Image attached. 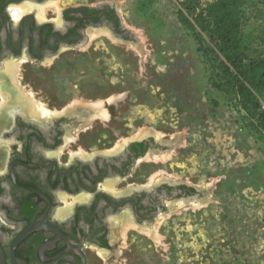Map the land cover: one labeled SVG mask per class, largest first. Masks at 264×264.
Returning <instances> with one entry per match:
<instances>
[{"label":"rangeland","instance_id":"1","mask_svg":"<svg viewBox=\"0 0 264 264\" xmlns=\"http://www.w3.org/2000/svg\"><path fill=\"white\" fill-rule=\"evenodd\" d=\"M80 1L86 0L54 5ZM110 1L133 38L96 36L55 63L28 71L21 65L20 75L36 81L38 102L50 108L62 109L75 98L105 102L109 118L80 128L75 122L73 140L83 147L117 146L125 137L156 132L161 139L179 137L171 149L154 152L170 153L166 161L155 163L148 158L154 153L148 154L137 169L149 170L150 182L180 178L208 192L161 214L154 226L159 238L134 224L123 235L121 227V246L93 264H264V127L240 111L232 92L217 89L220 59L199 41L211 43L208 35L198 29L199 38L179 16L185 4L209 0ZM244 9L246 52L253 57L264 52V0H247ZM258 95L264 107V90Z\"/></svg>","mask_w":264,"mask_h":264},{"label":"flooded vegetation","instance_id":"2","mask_svg":"<svg viewBox=\"0 0 264 264\" xmlns=\"http://www.w3.org/2000/svg\"><path fill=\"white\" fill-rule=\"evenodd\" d=\"M58 1L0 0V77L11 64L16 89L25 91L19 104L3 105L0 96V264H93L121 246V227L123 235L130 224L151 232L161 214L206 194L180 178L150 182V171L137 169L148 154L166 152L160 142L169 138L145 134L119 147H83L72 135L87 123L77 114L32 111L42 91L20 75L21 65L55 63L66 50L86 48L94 30L133 38L110 0L57 9Z\"/></svg>","mask_w":264,"mask_h":264},{"label":"trees","instance_id":"3","mask_svg":"<svg viewBox=\"0 0 264 264\" xmlns=\"http://www.w3.org/2000/svg\"><path fill=\"white\" fill-rule=\"evenodd\" d=\"M246 1L209 0L204 6L185 4L184 9L192 16L184 9L179 10V16L199 38V31L208 35L211 43L207 44L201 38L199 41L203 51H211L220 59L221 70L214 83L217 89L232 92L240 111L264 127V107L258 95L264 90V52L260 50L253 57L246 52Z\"/></svg>","mask_w":264,"mask_h":264},{"label":"bare ground","instance_id":"4","mask_svg":"<svg viewBox=\"0 0 264 264\" xmlns=\"http://www.w3.org/2000/svg\"><path fill=\"white\" fill-rule=\"evenodd\" d=\"M44 11L45 10H43V12H42V16H43V14H45ZM101 35H110V34L106 30H96V31L94 30L91 33V38H95L96 36H101ZM17 68H18V66H17ZM15 71H17L15 67H12L11 64H7L4 75L0 77V79H3L2 81H5L4 84H0V96H1L2 101L4 102L3 105H5L7 99L14 101L13 103L18 102V104H19V102L23 101L22 99L25 98V91H23L21 88L19 90L16 89V88L20 87V79H17V76H13ZM29 94L31 95V93H29ZM114 98H115V95L110 96L108 98V100L112 101V100H114ZM2 101H1V103H2ZM10 105H11V103H10ZM104 105H105V102L103 100L85 101L82 99L75 98L72 102H70L68 104V106L63 107L62 109H56L55 108L54 110H49L45 104H42L41 102H38V101L34 102V105H32L31 109H32V111H33V109L36 111L35 113H37V116H38V114L43 115V116H47V115H51V114L57 115V114L65 113V112H71L73 114H77L79 116V118H81L80 120L82 122H86V121H89V120H92L95 118H102V119L109 118L110 113ZM1 106H0V110H1ZM141 134H142V132H141ZM155 134H156L157 138L162 137V134L160 132H156ZM138 135H140V133ZM67 136H68L67 137L68 140L72 137L70 134H68ZM122 143L118 144L116 147L121 146ZM169 157H170V153H161V154L157 153V154H154L152 157H148V158H150L151 161H153L155 163H159V162L166 161ZM182 204H183V202L181 201L179 203V205H182ZM153 232L155 233L156 236L159 235L157 227L154 228ZM158 238H159V236H158Z\"/></svg>","mask_w":264,"mask_h":264},{"label":"water","instance_id":"5","mask_svg":"<svg viewBox=\"0 0 264 264\" xmlns=\"http://www.w3.org/2000/svg\"><path fill=\"white\" fill-rule=\"evenodd\" d=\"M130 30V32H131V34H132V36L134 37L135 36V33L133 32V30H131V29H129ZM179 140H180V138L179 137H177V138H171V139H168V140H165V141H162V143L160 142V144H162L161 146L163 147V148H166V149H164V150H169V149H171L173 146H175L178 142H179ZM206 191V193L208 192V190H204L203 192H205Z\"/></svg>","mask_w":264,"mask_h":264}]
</instances>
